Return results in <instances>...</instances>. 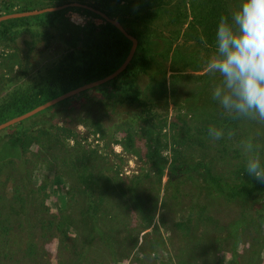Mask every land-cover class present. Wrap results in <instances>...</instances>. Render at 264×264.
<instances>
[{
    "label": "rangeland",
    "instance_id": "rangeland-1",
    "mask_svg": "<svg viewBox=\"0 0 264 264\" xmlns=\"http://www.w3.org/2000/svg\"><path fill=\"white\" fill-rule=\"evenodd\" d=\"M6 1L0 0V8ZM226 1L232 11L240 2ZM146 19L153 15L147 13ZM30 20L12 26L14 40L0 39V100L55 78L62 57L80 56L91 42L84 28L104 25L103 17L71 11L47 23ZM185 26L177 37L162 24L156 32L172 46H191L195 40ZM197 54L204 60L207 52ZM153 58L148 68L131 67L140 97L151 104L160 127L161 145L152 159L154 140L139 106L105 84L0 129V140L19 134L26 142L19 158L0 163V233L7 236L0 241L5 254L0 253V264H73L74 248L80 245L76 232L94 223L89 238L102 248L89 249L104 256L106 264H232V257L236 264H264V191L226 198L197 171L184 170L197 160L221 174L231 170L245 161L247 141L264 160V121L226 112L211 100L210 86L182 77L206 73L204 62L199 70L176 73L175 97L168 86L161 93L154 86L166 61L163 54ZM212 115L232 123L220 125L211 121ZM58 126L69 129L67 138ZM216 130L222 132L219 140L213 136ZM172 163L178 172L170 171ZM230 176L223 180L232 184L236 179ZM84 183L95 195L82 194ZM89 198L92 206L84 218ZM123 243L130 248L126 256L119 251ZM105 247L114 253L106 254Z\"/></svg>",
    "mask_w": 264,
    "mask_h": 264
},
{
    "label": "trees",
    "instance_id": "trees-1",
    "mask_svg": "<svg viewBox=\"0 0 264 264\" xmlns=\"http://www.w3.org/2000/svg\"><path fill=\"white\" fill-rule=\"evenodd\" d=\"M8 1H6L0 8V15L34 10L63 3H67V6L54 11H43L34 15L1 20L0 39L5 41H12L17 37V33L15 35L11 32L12 26L17 24H32L30 20L31 18L37 19V22H33L36 24H41V22L47 23L50 18L57 16L64 11H71L80 15L102 17L83 5L70 4L73 2L85 4L92 9H97L103 12L109 18L116 19L128 34L136 38L137 43L135 50L125 68L114 78L100 85H109L113 94L124 92L127 95L128 100L139 106L143 122L147 126L146 133L151 135L154 140L153 150L149 151L150 159H152L151 156L156 153L161 145V139L159 138L160 127L153 119L156 114L152 110L151 104L145 98L140 97V91L135 86L136 71L145 67L148 68L151 63H155V58H153V56L163 54L165 57L163 60L166 61V65L163 68L158 67L160 68L159 70L161 71L162 76L160 77V82L154 86L156 87L154 89H158L161 93H166L168 86L172 97H175V87L172 84V80L177 77L176 73L178 71H186L187 69L193 71L200 69L201 64L208 57V52L211 49L212 51L214 50V32L218 18L221 15L229 16L232 12L226 0ZM147 13L153 15V20L146 19ZM160 23L162 26H169L172 28V37L179 36L181 26L186 23V32L193 34L192 36L195 41L191 46L184 42L172 46L171 42H167L165 38L157 34L156 28L161 25ZM29 29L27 31H31ZM84 32L89 36L91 42L82 50L80 56H75L73 53H70L68 56L62 57L58 66L60 72L55 78H43L39 83H35L23 90L11 91L7 97H3L0 100V123L22 114L69 89L101 78L115 70L121 64L129 50L131 42L115 25L104 19V25L94 27L90 24L88 28H84ZM184 33L185 32L183 31V34ZM199 49H204L207 52L204 60H200L197 54ZM131 67H135L136 71L133 72ZM129 69H132V71ZM168 71H171L172 73L169 76H167ZM182 77H192L201 80L202 83H205L210 87L219 82L218 76L208 77L206 73L198 75L182 74ZM158 90L156 92H158ZM67 100L68 98H64L61 101L36 112V114H39L50 107L66 102ZM211 121L220 125L232 123L231 120L219 122L213 115ZM20 123H22V121ZM55 129L63 132L66 135V138L69 136V129L62 126L55 127ZM46 139L47 138H45V140ZM1 140L0 163L21 156V151L25 148L23 145L26 143L21 135L16 134L10 136V138ZM181 162V165L186 163L184 160H181ZM176 163L179 164V161ZM177 164L172 163L170 171H173L174 173L178 172L176 171L178 168ZM244 164L245 161L242 160L231 167V170L228 168L221 174L220 172H215L212 167L204 161L197 160L193 165H187L186 163L187 166H184V170L191 173L197 171L204 181L213 186L219 194L226 198H248L256 193L263 192L264 183H260L247 174H243ZM157 168L159 172L162 169V167ZM228 175H231L230 177L236 179L235 182L232 184L225 182L223 179L224 177H228ZM81 176L83 177L82 173ZM88 188L89 185L84 183L82 194L95 195L94 192H88ZM99 199L101 201V197ZM91 203L92 201L89 198V204H86V207L82 205V207L84 206L82 215L84 218L86 216L84 213L87 212L88 216V206L91 207ZM84 218L83 221H85ZM94 225H85L84 229H81V232H76L80 237V245L77 246V248H74L75 257L73 259V264H82V262H84L83 264L108 263V260H106L104 256L99 257L96 253L93 252L92 254L90 252L91 250L89 248L94 247L98 250L99 248H102L101 246L92 243L93 237L89 238V233L92 231ZM189 227L190 226L187 224L184 226L185 234L189 232ZM6 238V235L0 233V241H6ZM121 247H119L120 254L126 256L130 248L124 243ZM3 250L4 246L0 244V253L3 252ZM105 252L106 254L114 253L109 247H105ZM97 253L100 252L98 251ZM236 259L237 257H232L231 263L236 264ZM111 260L114 261V259Z\"/></svg>",
    "mask_w": 264,
    "mask_h": 264
},
{
    "label": "clouds",
    "instance_id": "clouds-1",
    "mask_svg": "<svg viewBox=\"0 0 264 264\" xmlns=\"http://www.w3.org/2000/svg\"><path fill=\"white\" fill-rule=\"evenodd\" d=\"M204 66L219 77L210 89L213 102L230 114L264 121V0H240L229 16L218 18L214 51ZM221 135L213 132L216 140ZM244 147L243 174L264 183V160L251 141Z\"/></svg>",
    "mask_w": 264,
    "mask_h": 264
},
{
    "label": "water",
    "instance_id": "water-1",
    "mask_svg": "<svg viewBox=\"0 0 264 264\" xmlns=\"http://www.w3.org/2000/svg\"><path fill=\"white\" fill-rule=\"evenodd\" d=\"M70 4H73V5H83L91 10H93L96 14H99L101 15L105 20H107L108 22L112 23L113 25H115L118 30L120 32H122L129 40H130V47H129V50L125 56V58L123 59V61L121 62V64L115 69L113 70L112 72H110L109 74L101 77V78H98L96 80H93V81H90V82H87V83H84V84H81L77 87H74L72 89H69L35 107H33L32 109L22 113V114H19L17 116H14L4 122H1L0 123V129L1 128H4L12 123H15L17 121H20L74 93H77L79 91H82V90H85L87 88H90V87H93V86H96V85H99V84H102L112 78H114L118 73H120L124 68L125 66L127 65V63L129 62V60L131 59L132 55H133V52L135 50V47H136V39L134 36L128 34L126 32V30L120 26L114 19L112 18H109L107 15H105L103 12L97 10V9H92L91 7L85 5V4H80V3H77V2H73V3H70ZM67 6V3H63V4H59V5H54V6H47V7H42V8H38V9H34V10H26V11H20V12H13V13H7V14H2L0 15V21L1 20H4V19H8V18H15V17H22V16H28V15H34V14H37V13H40V12H43V11H54V10H58V9H62L64 7Z\"/></svg>",
    "mask_w": 264,
    "mask_h": 264
}]
</instances>
